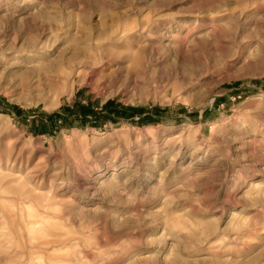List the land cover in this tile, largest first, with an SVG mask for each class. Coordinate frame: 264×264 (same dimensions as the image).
Returning <instances> with one entry per match:
<instances>
[{
	"label": "rangeland",
	"instance_id": "rangeland-1",
	"mask_svg": "<svg viewBox=\"0 0 264 264\" xmlns=\"http://www.w3.org/2000/svg\"><path fill=\"white\" fill-rule=\"evenodd\" d=\"M0 264H264V0H0Z\"/></svg>",
	"mask_w": 264,
	"mask_h": 264
}]
</instances>
